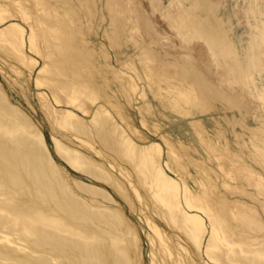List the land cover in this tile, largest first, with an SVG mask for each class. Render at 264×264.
Listing matches in <instances>:
<instances>
[{"label": "bare ground", "instance_id": "1", "mask_svg": "<svg viewBox=\"0 0 264 264\" xmlns=\"http://www.w3.org/2000/svg\"><path fill=\"white\" fill-rule=\"evenodd\" d=\"M57 1L58 0H55L53 5H51V3L48 5H51V8H56L54 10H57ZM179 1L182 2V4L187 3L188 5L183 8L182 11L176 13V15L171 12L173 14L171 18L172 24L174 23L173 26L176 27L179 32L186 35L185 37L193 38L196 36V38H199L206 44L212 55L215 57L216 65L220 68L218 72H220L223 78V83H219V85L227 83L230 75H233V79L238 77L239 81V76H243L250 79L251 82H254V74L264 71V62H262L260 58L261 50H259L260 42L257 40L258 38L256 36L251 37L247 44V48L245 49L244 61H242L240 60L241 58H238L239 54L227 34V29L224 26L223 21L218 17L213 5L210 3L212 1ZM36 4L44 5L43 3H40L39 0H37ZM63 4H65V2ZM69 7L71 8V6ZM140 7L141 6L139 5L138 8ZM58 8L60 9V7ZM2 9L5 10L4 8ZM73 9L68 11L64 9L66 12H62L65 13L63 17L66 15L65 18H63L65 22L61 21L62 23L64 22L65 26H69V24L72 25L75 20L74 16L78 15ZM17 10L21 16L23 15L25 20H28V36L25 38V30H23V27L16 22H11L2 27L0 29V53L14 59L16 63L19 62V64L21 63L25 66L27 63L31 62L29 57H27L22 50V47L27 43L30 50H35L41 55L40 57L43 58V65L36 73L35 83L38 85L47 84L50 93L57 104H62L59 106H68L67 104H69V102L76 103L79 98L87 100L84 97L89 93L90 95L93 93L100 98L101 104L97 105L94 112H90V108L87 107L89 104H78L77 108H79L82 113H86L85 115L90 116V119H80V117H78V115L72 110L61 108L54 110L48 104L49 101L46 102L47 100H44L42 103V107H44L43 110H45L44 113L48 118V126L51 128L50 134L51 139L53 140L54 151L59 156L58 158L66 165L89 177L90 182L86 183L76 177L68 175L62 166L52 158L51 152L49 151L44 138L42 126L33 121L30 116L18 107V105H13L5 93V89L0 87V264H141L139 234L134 227L135 225H133L132 221L122 211L123 206L121 204L124 203L130 212L140 213L141 207H138L134 201L135 196L142 200L141 204H145L148 214H152L149 212L154 211L155 213H153L156 215L160 213L163 215L166 214V216H168L167 218H170L175 222L178 221L181 225L180 228H182L187 234L186 236H188L191 241L194 240V243L199 247L203 237H201V235L206 229L202 221L203 216L201 217L199 215V212L202 211V209H206L205 206H202L203 208L200 207L202 202L205 201V198L202 195L199 196L197 193H191L186 188L187 186H183L185 187L183 198L188 210L184 211L182 210L184 207H179L178 188L180 186L178 187V183L174 178L169 177V175L165 173L163 166L159 163V158L162 153L161 145L158 142H148V144H143L147 140L144 133L134 127L131 118L129 119L127 115L128 113L126 114L121 104L117 102L112 95L109 93L107 94L106 91H104L103 86L109 85V81L106 79L107 77H104L106 70L103 68L104 66L100 67L94 65V57L91 58L92 55L90 57L89 47L84 46L86 40H83V45H73L74 26L69 28L70 31H63L62 33L58 32L57 17L52 16L49 11L41 10L42 13H39L40 15L36 14L37 16L35 15L36 17H33L29 15L30 13L28 14V11L24 9V6H20ZM118 10L120 9L118 8ZM53 12L55 13L56 11ZM133 12L134 11H132V13ZM138 12L140 11L138 10ZM142 12L144 11L142 10ZM60 13L61 12L59 11V14ZM120 13H122V11ZM122 16L123 17L119 14L115 17L119 26L124 24L125 18H128L127 13L126 16L122 13ZM23 17H21V19H23ZM138 17L140 18V21L143 20L144 24L146 22V25L143 26L145 32L152 30V26L149 24L151 21L147 23V18H145L143 14H140ZM4 19L5 18L0 17V22L4 21ZM114 25L116 26V23ZM118 25L114 30L115 32L118 31L116 34L117 37H120ZM58 26L61 27V25ZM76 26L75 23V27ZM123 26H125V24ZM78 30L79 29L77 28V31ZM260 32L262 38H264V28L260 29ZM77 37H79V34ZM82 39L83 38L80 40ZM118 41L119 40H117V43ZM3 44L11 45L16 50L17 54L10 55L6 48H4ZM111 45L113 47L114 44ZM196 46H198V44ZM199 47L201 46L199 45ZM197 49L200 50V48ZM199 50H197V54H194L195 56H193L196 63L203 55L202 52V55H199ZM145 52L149 53V51H144V53ZM106 54L103 53L102 55L105 59L107 58ZM116 56L119 55L117 54ZM204 56L205 54L203 57ZM203 60L205 59L203 58ZM195 62L193 64V67H195V77H185L184 79L187 81L190 79L195 83L194 89L196 92L193 90L194 93H190L185 90L186 87H184V89L178 87L179 89L176 90V94L178 95V98L180 97V101L189 102L192 98L196 99L194 97H197L198 101L199 99L205 100L202 97H205L203 96L204 93L206 95L208 93L204 91L209 89V93L210 91L213 93L211 96H214V99L220 98L223 100L224 104L228 106L230 105L232 108L233 106H238L240 103L238 102L240 100L238 98L239 96H237L238 94L233 92L234 90L228 91L227 88L224 87H222V89H225L223 92L215 87V92L214 89H212L213 81L211 78L208 79L207 77H202V73L198 71V68L201 67H198L197 65L204 64V61L201 59L202 64L197 65H195ZM107 64L108 63H106V65ZM127 65L132 69V63H128ZM204 65L202 67L205 69ZM11 66L13 70L18 73L20 67L17 65ZM109 66L105 68L108 69ZM148 66L150 67V65ZM163 66L167 65L164 64ZM207 66L209 68L208 62ZM177 67L181 74L185 72L184 68H180L179 65ZM29 69H31V67ZM134 69L135 67L132 70L138 76V73ZM109 70L113 79L120 84L122 90H135L137 87L136 83L133 79L129 78V75H126L128 76L126 77L125 73H123V75L122 72L112 69L111 67H109ZM168 72L169 71H167V73ZM98 74H101L104 78V83L101 82V85L95 81ZM162 74L161 76L158 75L163 78L164 76H162ZM149 75H151V73H149ZM261 79V91H264V78ZM164 80L162 81L164 82ZM184 85H186V83ZM191 88H193L192 85ZM60 92L65 93L66 96L64 97H68V99L65 98L67 102L61 100ZM80 93H85V96L81 95L84 97H79L78 94L80 95ZM95 95L93 97H95ZM192 95H194V97H192ZM91 98L92 97H90V100L92 101ZM262 98H264V95H262ZM90 100H87V102ZM178 100L179 99H177V101ZM172 101H174V99ZM170 105H172V103ZM243 105L244 104L242 103V106ZM174 107L178 108L181 106L179 104ZM144 109L146 110L148 107H144ZM182 109L179 111V108L177 111L182 114L184 113ZM115 116L123 122L126 129L122 128L114 120ZM141 122L143 125L145 124L144 119H142ZM145 125L147 126V124ZM126 130H128V132L141 144L134 142ZM250 134L253 145L257 147L258 150L264 152V120H259V125L255 129H251ZM161 138H163L162 140L166 143V152L164 151L165 161L163 165L173 172H176L177 175L181 174V176H183V173L186 170H184L185 164L180 161L182 158L176 156V150L174 151L175 148L173 149L171 143H169L164 137L161 136ZM205 145L207 146V143H205ZM187 147L188 146L185 148ZM91 152L99 156L101 159H95ZM257 153L259 157L262 155H260L259 152ZM261 157H264V155ZM261 159L262 158L259 160ZM196 163L198 164L197 161ZM261 163L264 162L261 161ZM114 165L120 169V176L116 171L113 172ZM200 165H198V169ZM260 166H264V164H260ZM109 167H112V170ZM124 170H126V174H124L125 172H121ZM254 175L256 176V179L260 180V177H258L259 175ZM95 182L99 184H95ZM153 185H156L157 190L160 191L156 198L167 207V210L164 213V210H161L158 207H153L152 203L154 204V202H150V195L149 198L147 194L145 195L147 190H151ZM141 188L144 189V194L139 192ZM156 192L154 193L156 194ZM154 197L153 194L152 199H154ZM222 205V208H228L230 204L226 201H222ZM155 208H157V210H155ZM227 208L225 209L227 210ZM205 212L206 211H204V213ZM141 213L143 212L141 211ZM211 215L213 216V214ZM236 215L234 216L235 218ZM240 215V218H237L239 220L236 225L238 229L231 225L232 223L230 224L226 221L225 218H227V216L221 215L223 221L222 225H219V227L222 226L224 230L219 229L220 231L216 230L218 227L214 224V218L217 220L219 217L217 218L214 215V218L211 217L208 219L213 226L210 223L212 230H210L209 237L205 242L204 252L211 254L210 249H218L215 242L220 241V244L222 242L225 246V251L220 255H213L214 253H212L213 258L217 260L216 262H221L222 264H264V238H259L261 233L258 237L253 233L256 231L264 233V226H262L264 224H261L259 221L260 219L257 217L256 211L250 209L248 206H241ZM218 216H220V214ZM144 219L146 220V224H148L149 218L145 215ZM151 222L149 224L151 227L150 229L157 234H160L159 227L157 228L158 225L155 226V222H152V224ZM175 222L172 224L175 225ZM176 229L178 230V228ZM165 234L166 233L164 232V235ZM174 235L172 234V236ZM177 237H179L178 234ZM158 238L160 239L159 242H161L159 243V246H161L160 251H169L170 246L167 241L170 240H166L162 236V233L160 236L158 235ZM170 242L172 243V241ZM173 246L172 249L174 248ZM184 247L186 248V245ZM237 247H239L238 250L235 249ZM175 251H177V249H175ZM182 251L183 249L181 252ZM211 251L214 252V250ZM188 252L191 257L190 259L195 257L194 253L191 252V249H189ZM156 253L153 255H156ZM177 253L179 252L177 251ZM182 253L185 254L184 251ZM209 254L206 255L210 256ZM181 256L179 257H184ZM189 256L185 255V258H189ZM162 259L163 257L160 258V260ZM210 260H212V257ZM171 263H173V261ZM173 264H182V262L176 260ZM194 264H199L198 260H196V263Z\"/></svg>", "mask_w": 264, "mask_h": 264}, {"label": "rangeland", "instance_id": "2", "mask_svg": "<svg viewBox=\"0 0 264 264\" xmlns=\"http://www.w3.org/2000/svg\"><path fill=\"white\" fill-rule=\"evenodd\" d=\"M39 1L40 3H43L45 7L42 4L37 5L36 4L37 0H17V1L0 0V10H1L0 17L5 18L4 21L0 22V29L11 22H16L23 27V30H25L24 31L25 38H27L29 33V24H28V20L27 19L25 20L23 15L21 16V14L18 13L17 9H19L20 6L21 7L24 6V9L28 11V14L30 13L29 15L33 17L40 15L43 10L49 11L52 16L57 17V31L60 33H62L63 31H70L69 28H72L74 26L72 44L75 46L83 45V40H86L84 46L89 47L90 57L91 55H92L91 58L94 57V61H93L94 65L100 67L104 66L103 68L106 70L104 77L105 78L107 77L106 79H108L109 85L103 86L104 91H106L107 94L109 93L110 95H112L114 99L121 104L126 114L128 113L127 115L129 119L131 118L132 121L131 120L130 121L133 123L134 127L144 133L147 140L143 144H148V142L149 143L158 142L161 145L162 153L159 158L160 159L159 163L161 166H163L165 173L169 175V177L174 178L178 183V187L180 186L178 188L179 189L178 192L180 193V195L178 193V200L180 204L179 207L180 208L181 206L182 208L184 207L182 209L184 211L188 210V208L185 206L186 204L183 198L184 188L186 186H187L186 188L191 193L193 192L197 193L199 196L202 195L205 198V201L202 202L200 207L205 206L207 210L202 209V211L199 212V215L201 217L203 216L202 221L206 229L203 231L201 235V237L202 236L203 237L201 239L199 247H197L196 243H194V240L191 241V239L188 236H186L187 234L182 228H180L181 225L180 223H178V221L175 222L174 220L167 218L168 216H166V214L163 215L162 213L157 214L158 215L157 216L156 214H154L155 213L154 211H153L154 213L149 212L152 214H148V210L146 209L145 204H141L142 200L138 199L136 196L134 197V201L136 202L138 207H141V211L143 212L141 213L140 211L141 214L130 212L126 208L124 203H121L123 206L122 211L132 221L133 225H135L134 227L136 228L139 234L140 249H141V264H152V263L173 264L176 260L181 261L182 264H187L188 261L190 264L192 263L194 264L196 263V260H198L199 264H203V263L222 264L221 262H216L217 260H215V258H213L212 256V253H214L213 255H220L221 253H224L225 246L223 245L222 242L221 244L220 241L215 242V245L218 246V247L216 246L218 249L211 248L210 249L211 254L204 252L205 242L208 239L210 230H212L211 227L213 226L212 223L208 221L209 218L211 217L214 218L215 216L217 218L219 217L217 220L216 218H214L215 219L214 224L216 227H218L216 230L219 229L224 230L222 226L219 227V225H222V221H223L221 215L227 216V218H225L226 221H228L230 224L232 223L231 225L236 227V225L239 222L238 220L240 218L239 216H241L240 215L241 206H248L250 207V209L256 211L257 217L260 219L259 221L261 222V224H264V194H262L264 193V166H260V164H264L261 163V161L264 162V160H262L264 159V157H261L262 155H264V152L258 150V148L253 145V141H251V134H250L251 129H255L259 125V120L260 121L264 120V98H262V95H264V91H261L262 89L261 78H264V76H262L264 75V71L260 70L262 71L261 73L254 74L255 78H254V82L252 81L253 83L251 82L250 79L245 78L243 76H239L240 77V81H239L238 77H235V79H233V75L230 76L228 75L229 78L227 83L219 85V83H223L222 82L223 78L220 72H218L220 68L216 65L215 57L212 55L206 44L199 38H196V36H194L193 38L185 37L186 35L179 32L177 28L173 26L174 23L172 24L171 18L173 14L176 15V13L182 11L183 8L187 7L188 5L187 3L182 4V2H180L179 0H114V1L109 0V2L108 0H64V1L58 0L57 10L59 9L58 7H60L58 12L57 10H54L56 8L54 7L51 8L52 7L51 5H53L55 0L52 1L39 0ZM209 1H212L210 3L213 5V8L215 9L218 17L221 18V20L223 21L224 26L227 29V34L230 37L231 41L233 42V45L235 46L237 53L239 54L238 58L239 59L241 58L240 60L244 61V54L246 51L245 49L247 48V44L251 39V37L256 36L258 38L257 40L260 42V46H259V50H261L260 58L262 62H264V38H262L260 34L261 33L260 29L264 28V0H209ZM64 2L65 4H63ZM50 3L51 5H48ZM60 3L62 6L60 5ZM117 5L120 6L118 7ZM139 5L141 6L140 7L141 9L138 8ZM69 6H71V8ZM113 7L116 8L114 9ZM2 8H4L5 10H3ZM48 8L51 9L49 10ZM69 8L71 10L74 8L73 10L77 12L79 16L78 15L74 16L75 17L74 19L76 21L74 20L72 25L69 24V26L68 25L65 26L64 25L65 21L63 18H65L66 15L63 17L65 13L62 12H66L70 10ZM118 8L120 10H118ZM137 9L140 12H138ZM142 10L144 12H142ZM53 11L56 12L54 13ZM59 11L61 12L60 14ZM121 11L124 16H126V13L128 16V18L127 19L125 18L124 21L125 26H123L124 24H121V26H119L115 19V17H117L119 14L121 15V17H123L122 13H120ZM132 11L134 12L132 13ZM137 14L138 16L140 14H143L145 18H147L146 19L147 23L151 21L149 22V24L150 26H152L151 27L152 30L145 32L143 26L146 25V22L144 21L145 24L143 23V20H141L142 21L141 22ZM21 17H23V19H21ZM61 21L64 22L62 23ZM75 23L77 25L76 27H75ZM115 23L116 26L117 25L119 26L118 30L120 37H117L116 33L118 31L115 32L114 30V28L116 27L114 25ZM58 25H61V27ZM122 26L124 29L122 28ZM77 28L79 29L78 31ZM78 34L79 37H77ZM81 38L83 39L80 40ZM117 40H119L120 42L118 41L117 43ZM111 44H114L113 47ZM197 44L198 46H196ZM5 45L6 44H3L4 48H6V50L9 52L10 55L17 54L16 50L11 45H6V46ZM199 45L201 47H199ZM28 47L29 45L27 43H25V45L22 47L23 53L26 54V56L29 57V59L31 60V62H29L30 64L27 63L25 65L26 67L21 63L19 64V62L16 63L14 59L8 57L7 55L0 53V87L5 89L4 91L13 105L15 106L18 105V107L22 109L28 116H30L33 121L39 123L42 126L44 138L47 147L51 152L52 158L60 166H62L64 171H66L68 175L76 177L82 180L83 182L89 183L90 182L89 177L72 169L58 158L59 156L56 154V152L53 149L54 148L53 140L51 139V134H50L51 128L48 126L49 124L47 121L48 118L47 115L44 113L45 110H43L44 107H42V103L44 100L45 101L47 100L46 102L49 101L48 104L54 110L60 108L68 109L75 112L78 115V117H80V119H84V118L90 119V116L85 115L86 113H82V111L79 108H77V105L82 103H86V105L89 104L87 107L90 108V112L91 111L94 112L97 105L101 104V99L98 98L93 93L91 95L89 93L87 96H85V93L84 94L80 93V95L78 94L79 97L85 96L84 98L87 100H90V97H92L91 98L92 101L90 100L89 102H87V100H83L82 98L81 99L79 98L77 100L78 102L76 103L69 102V104H67L68 106H59L62 104H57L52 94L50 93L47 84L38 85L35 83L36 73L38 72V69H40V67L43 65V58L40 57L41 55H39L38 52H36L33 49H31L33 50L31 51ZM197 48H200V50ZM201 48L204 50H202ZM197 50L200 51V53L198 52L199 55L205 54L204 57L202 55L201 59L202 61H204L203 63L206 65L202 64L201 59L198 60L197 63L194 61L193 56L197 54ZM144 51H149L150 54L152 53L151 56L148 52L144 53ZM103 53L105 54L107 53L106 59L102 56ZM117 54L119 56H116ZM197 57H201V56H197ZM203 58L205 60H203ZM127 62L132 63V69L135 67L134 70L138 73V76L140 78L134 73L132 69L128 67ZM194 62L196 63L195 65L202 64V65H197L198 67L199 66L201 67L198 68L199 69L198 71L202 73L201 74L202 77L204 78L207 77L208 79L211 78V80L213 81L212 89L216 87L217 89L222 90L221 92L225 90L222 89V87L227 88L228 91L234 90L233 92H236L238 94L237 96H239L238 98L240 100L238 102H240L239 104L241 106L238 104V106L235 107L233 106L232 108V106L230 105L228 106L224 104L223 100H221L220 98L214 99V96H211L213 95V93L210 91L211 93L210 94L209 89L204 91L207 92L208 94L206 95L204 93L203 95L207 98V100L205 97H202L206 101L200 99L198 101L197 97H194V95H192V97L196 99L192 98L193 101L191 99L189 102H185V101L181 102L180 97L178 98V95L176 94L177 89H179L180 87H181L180 89H184V87H186L185 90L189 91L190 93L192 92L194 93L195 91L194 89L195 83L192 82L190 79H188V81L184 79L185 77L186 78L192 76L195 77L194 74L195 67H193ZM207 62L209 64V68L207 66ZM106 63L108 64L106 65ZM164 64H166L167 66H163ZM11 65H15V66L17 65L20 67L18 73L17 71L13 70ZM148 65H150V67L152 68H150ZM178 65L180 66V68L185 69V72L183 74L180 73L177 67ZM203 65L205 66V69L204 67H202ZM107 66L111 67L112 69L119 70L120 72H122V74L125 73V76L129 75L130 76L129 78L133 79L134 82L136 83L137 87L135 88V90H128V91L126 90L127 92L122 90L120 84H118L117 81L113 79L109 67L108 69L105 68ZM30 67L31 69H29ZM161 71L163 72V74ZM167 71L169 72L167 73ZM149 73H151V75H149ZM158 74L160 76L162 74V76L164 77L161 78ZM162 80H164V82ZM95 81L96 83L101 85V82L104 83V78L101 74H98V76H96L95 78ZM175 83L176 84L178 83L177 88ZM185 83L186 85H184ZM191 85L193 88H191ZM215 89L214 91L216 92ZM59 94L61 95L60 97L61 100L62 101L65 100V102H67L65 98L68 99V97H64L66 96L65 93L60 92ZM94 95L95 97H93ZM173 99L174 101H172ZM177 99L179 100L177 101ZM82 101H86V102H82ZM177 102L180 104L181 107L178 108L174 107L179 105ZM171 103L172 105L173 104L175 105L172 106L170 105ZM242 103L244 104L243 106ZM144 107H148V109L145 110ZM181 109L184 111V113L182 114L177 111V110L181 111ZM144 111L146 114L144 113ZM142 119H144L145 124H147V126L145 124L144 125L142 124L141 122ZM114 120L122 128L126 129L123 122H121L119 118L115 116ZM126 131L128 132V130ZM128 134L131 136L134 142H136L137 144H141L129 132ZM161 136L164 137L169 143H171L173 149L175 148L174 151L176 150L175 151L176 156L182 158L179 159L181 162L185 164L184 170H186L188 173L184 171L183 176H181V174L177 175L176 172H173L172 170H170L169 168L163 165L165 161L164 153L166 152V148H165L166 143L165 141L162 140L163 138H161ZM205 143H207V146L205 145ZM186 146L188 147L185 148ZM192 147L195 151L192 149ZM257 152H259V154L262 155L259 157ZM92 154L95 159L98 160L101 159L99 156L95 155L94 153ZM252 154L253 155L255 154L257 157L255 155L253 156ZM258 157L259 159L260 158L262 159L257 160ZM196 161L198 162V164L196 163ZM198 165H200L199 169H198ZM110 169L112 170V167ZM113 169H114L113 172L116 171V173L119 174L120 176L119 173L120 169L116 165H114ZM125 171L126 170L121 172L124 173ZM126 173L127 172H125L124 174ZM254 174H256L257 176L259 175L258 177H260V180L256 179V176ZM95 184H99V183L95 182ZM155 188L156 185H153L151 190H147L145 195L147 194L148 198L150 195L149 200L151 199L150 202H154V204L152 203L153 207H158L161 210H164L163 211L164 213L166 212L167 207H165V205L162 202L158 201V199L156 198L157 194H159L160 191L157 190V188L155 190ZM153 191L154 192L157 191L156 194ZM139 192L144 194V189L141 188ZM153 194L155 196L154 199H152ZM117 199L119 200L118 197ZM222 201H226L227 203L230 204L228 206L229 209L227 207H225L227 208V210L225 208H222L223 206ZM155 203L156 204L158 203L157 204L158 206ZM155 210H157V208H155ZM204 211L206 212L204 213ZM211 214H213V216ZM219 214L220 216H218ZM145 215L150 219V221L148 219L149 222L148 224H146V220L144 219ZM235 215L236 218L234 217ZM151 221L153 223L155 222L154 223L155 226L158 225L157 228L159 227L162 236L166 240L172 241V243L170 241H167L170 246L169 251L166 252L160 251L161 246H159L160 245L159 243L161 242H159L160 237L158 238V235L160 236L161 233L157 234L156 232L150 229L151 227L149 224ZM173 222H175V225L172 224ZM210 223L212 226L210 225ZM175 227L178 228V230ZM236 229H238V227H236ZM164 232L166 233L165 234L166 236L164 235ZM155 233L157 236L155 235ZM253 233L256 237H258V235L261 233L262 235L260 234L259 238L260 239L264 238V233L262 232L256 231ZM172 234L174 236H172ZM177 234L179 235V237H177ZM168 235L171 236L169 237ZM149 240L151 241V243ZM186 243H188L190 246ZM185 245L186 248L184 247ZM172 246L174 247L173 249ZM181 248L183 249L185 254L182 253L183 251L181 252L182 250ZM175 249H177V251L180 254L177 253ZM189 249H191V252L194 253L195 255V257H193L192 259H190L191 257L189 256V252H188ZM235 249L238 250L239 247ZM211 250H214V252ZM155 253L156 255H153ZM196 253L199 257L196 255ZM205 253L209 254L210 256H207ZM185 255L189 256V258L188 257L185 258ZM179 256L181 257L184 256V257L180 258ZM159 257L160 258L163 257V259L160 260ZM211 257L212 260H210ZM189 259L193 261L191 262ZM163 260L166 262H164ZM172 261L173 263H171Z\"/></svg>", "mask_w": 264, "mask_h": 264}]
</instances>
